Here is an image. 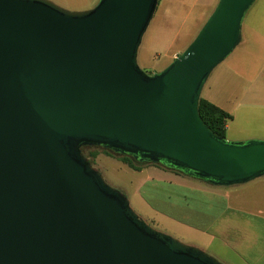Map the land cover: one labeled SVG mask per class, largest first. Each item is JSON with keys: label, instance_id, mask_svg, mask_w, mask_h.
I'll return each mask as SVG.
<instances>
[{"label": "water", "instance_id": "1", "mask_svg": "<svg viewBox=\"0 0 264 264\" xmlns=\"http://www.w3.org/2000/svg\"><path fill=\"white\" fill-rule=\"evenodd\" d=\"M254 0H219L163 70L137 50L158 0H0V264H224L145 223L82 154L100 145L215 185L264 175V140L201 119Z\"/></svg>", "mask_w": 264, "mask_h": 264}, {"label": "crops", "instance_id": "2", "mask_svg": "<svg viewBox=\"0 0 264 264\" xmlns=\"http://www.w3.org/2000/svg\"><path fill=\"white\" fill-rule=\"evenodd\" d=\"M263 26L259 43L264 51ZM218 72L226 74L204 83L200 96L231 115L225 139L264 140V56L255 70L228 67ZM238 72L256 73L247 78ZM153 174L163 184L167 226L174 223L183 234L219 241L240 264H264V175L242 184L215 185L159 167Z\"/></svg>", "mask_w": 264, "mask_h": 264}, {"label": "rangeland", "instance_id": "3", "mask_svg": "<svg viewBox=\"0 0 264 264\" xmlns=\"http://www.w3.org/2000/svg\"><path fill=\"white\" fill-rule=\"evenodd\" d=\"M69 11H84L93 8L99 0H50ZM219 0H158L152 18L142 35L137 50V64L148 75L163 70L181 54L197 35ZM264 24V0H254L242 19L241 39L232 52L208 75L209 84L224 68L255 70L259 68L264 51L259 43ZM264 29V26H263ZM250 78L256 72H238ZM82 154L88 157L93 168L114 189L123 193L131 209L149 226L182 243L195 246L224 264H240L231 249L219 241L199 238L197 233L183 234L181 227L166 225L164 216V188L155 181L156 167L150 162L132 160L130 167L121 154H112L98 145H86Z\"/></svg>", "mask_w": 264, "mask_h": 264}, {"label": "trees", "instance_id": "4", "mask_svg": "<svg viewBox=\"0 0 264 264\" xmlns=\"http://www.w3.org/2000/svg\"><path fill=\"white\" fill-rule=\"evenodd\" d=\"M198 112H199L201 119L207 125V127L212 132H214L217 136L221 137L222 139H225L226 123L228 122V120L231 119V115L227 113L226 111H224L223 109L216 106L215 104H213L212 102L204 99L201 96L198 101ZM86 158L93 166L92 161L88 157ZM122 158L130 167H132L133 169H136L133 166L132 158H129L128 156H124V155H122ZM156 165H159L165 169H168L174 172L182 173L178 170L168 168L161 164H156Z\"/></svg>", "mask_w": 264, "mask_h": 264}, {"label": "flooded vegetation", "instance_id": "5", "mask_svg": "<svg viewBox=\"0 0 264 264\" xmlns=\"http://www.w3.org/2000/svg\"><path fill=\"white\" fill-rule=\"evenodd\" d=\"M84 146H86V145H81L80 146V150L82 151V148L84 147ZM98 146H100V145H98ZM102 147V146H101ZM102 148H104V147H102ZM106 149V148H105ZM108 152H110V153H112V154H120V153H118V152H115V151H112V150H110V149H106ZM121 155H124V156H128L129 158H132L133 160H135L132 156H130V155H125V154H121Z\"/></svg>", "mask_w": 264, "mask_h": 264}]
</instances>
